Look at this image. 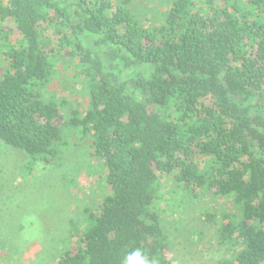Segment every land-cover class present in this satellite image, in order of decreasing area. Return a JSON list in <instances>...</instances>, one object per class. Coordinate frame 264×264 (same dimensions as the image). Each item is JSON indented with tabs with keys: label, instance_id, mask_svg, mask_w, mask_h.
I'll return each instance as SVG.
<instances>
[{
	"label": "trees",
	"instance_id": "obj_1",
	"mask_svg": "<svg viewBox=\"0 0 264 264\" xmlns=\"http://www.w3.org/2000/svg\"><path fill=\"white\" fill-rule=\"evenodd\" d=\"M0 64V146L49 168L75 134L103 166L55 264H173L187 208L219 264H264V0H0ZM63 68L86 105L54 88Z\"/></svg>",
	"mask_w": 264,
	"mask_h": 264
},
{
	"label": "rangeland",
	"instance_id": "obj_2",
	"mask_svg": "<svg viewBox=\"0 0 264 264\" xmlns=\"http://www.w3.org/2000/svg\"><path fill=\"white\" fill-rule=\"evenodd\" d=\"M157 4L152 1L150 7ZM3 72L0 64V76ZM74 72L63 68L54 88L86 105L81 79ZM71 143L74 146L63 156L61 164L28 169L29 157L0 146V264H55L70 244L69 235L84 227L85 212L101 203L106 186L103 166L94 157L92 147L85 146L78 135L72 136ZM165 190L169 191V184L164 180V194ZM195 213L187 208L182 215L173 213L169 217L168 230L175 232L171 261L219 264L229 256L228 249L213 238L214 225H195H199L197 220L193 221ZM71 221H75L74 229ZM193 227L205 234L202 240L196 235L194 241H189L192 233L187 236L188 228ZM176 229L187 234L179 235Z\"/></svg>",
	"mask_w": 264,
	"mask_h": 264
},
{
	"label": "clouds",
	"instance_id": "obj_3",
	"mask_svg": "<svg viewBox=\"0 0 264 264\" xmlns=\"http://www.w3.org/2000/svg\"><path fill=\"white\" fill-rule=\"evenodd\" d=\"M122 264H155V261L146 256L141 248H135L126 255Z\"/></svg>",
	"mask_w": 264,
	"mask_h": 264
}]
</instances>
